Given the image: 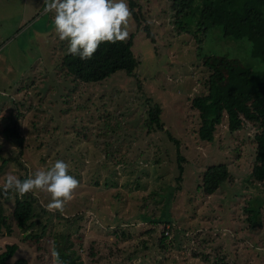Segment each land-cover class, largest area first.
<instances>
[{
    "label": "rangeland",
    "instance_id": "rangeland-1",
    "mask_svg": "<svg viewBox=\"0 0 264 264\" xmlns=\"http://www.w3.org/2000/svg\"><path fill=\"white\" fill-rule=\"evenodd\" d=\"M134 1L153 41L131 18L133 75L117 71L75 86L62 76L68 42L56 34L44 0H0V188L8 174L27 179L56 160L68 163V174L79 181L63 212L47 209V192L30 193L39 204L30 232L38 234L44 224L36 242L23 240L13 225L17 193L10 190L1 200L10 233L0 227V250L15 243L11 260L28 264H52L53 242L65 264H213L218 258L264 264V182L250 177L258 129L247 122L230 132L223 117L212 140H200L190 106L191 98L207 93L206 63L218 70L230 63L253 71L262 66L249 56L246 39L223 37L213 27L197 42L177 33L169 0ZM152 103L166 132L143 126ZM13 124L21 141L1 133ZM214 164L225 165L229 179L205 195L197 186Z\"/></svg>",
    "mask_w": 264,
    "mask_h": 264
},
{
    "label": "trees",
    "instance_id": "trees-1",
    "mask_svg": "<svg viewBox=\"0 0 264 264\" xmlns=\"http://www.w3.org/2000/svg\"><path fill=\"white\" fill-rule=\"evenodd\" d=\"M169 1L173 25L178 34L192 35L198 42L199 34L213 27H220L223 37L244 38L250 43L249 56L255 59L262 69L253 71L251 67L230 63L227 69L218 70L213 64L206 63L211 69L206 77L207 93L191 98L190 106L197 111L199 125L196 133L203 141L212 140L214 129L223 121V117L230 132L241 129L247 122L256 125L258 131L253 135L255 151L250 177L255 182H264V0H200L198 3L196 0ZM127 3L132 11L133 21L137 26H141L145 36L153 41L148 23L141 21L143 16L136 2L127 0ZM192 17L195 18L192 20ZM131 41L132 35L129 34L128 39L123 42H102L93 57L86 60H81L79 56H73L69 52L65 53L59 63L63 71L62 76L75 82V86L93 85L117 71L132 76L138 66V60L131 51ZM143 126L147 132H166L160 120L158 104L148 105ZM1 133L21 141L15 124L3 127ZM166 136L174 143L177 152V140L169 133ZM182 159L179 155L176 158L177 174L174 179L177 182L181 179ZM19 179L24 180L22 177ZM228 179L229 173L225 165H210L203 170L197 187L203 194L210 195ZM8 197L9 193L5 197L0 188V227L10 233L1 204V200H7ZM35 207H39V204L30 193L23 197L18 193L14 196L10 217L16 229L22 232L23 240L33 238L36 242L42 236L44 224H40L38 234L30 232L38 223L34 213ZM247 218L252 223L249 215ZM148 233L155 234L153 229ZM161 237L156 238L159 248L162 247ZM16 249L15 243L5 244L0 250V264H28L23 257L11 260ZM213 264L227 263L218 258Z\"/></svg>",
    "mask_w": 264,
    "mask_h": 264
},
{
    "label": "clouds",
    "instance_id": "clouds-1",
    "mask_svg": "<svg viewBox=\"0 0 264 264\" xmlns=\"http://www.w3.org/2000/svg\"><path fill=\"white\" fill-rule=\"evenodd\" d=\"M43 7L45 14L54 13V30L61 41L68 42V52L81 60L91 59L102 42H123L129 37L132 11L127 0H44ZM69 167L63 160H56L50 169L42 168L23 181L8 174L3 193L6 197L12 190L23 197L36 190L44 191L51 197L47 209L63 212L79 186V181L68 174ZM51 256L52 264H65L55 242Z\"/></svg>",
    "mask_w": 264,
    "mask_h": 264
}]
</instances>
